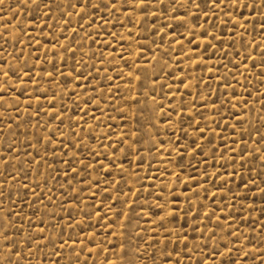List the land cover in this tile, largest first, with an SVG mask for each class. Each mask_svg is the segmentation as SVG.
<instances>
[{"label": "rangeland", "instance_id": "374dc122", "mask_svg": "<svg viewBox=\"0 0 264 264\" xmlns=\"http://www.w3.org/2000/svg\"><path fill=\"white\" fill-rule=\"evenodd\" d=\"M0 264H264V0H3Z\"/></svg>", "mask_w": 264, "mask_h": 264}, {"label": "snow or ice", "instance_id": "6c2138e0", "mask_svg": "<svg viewBox=\"0 0 264 264\" xmlns=\"http://www.w3.org/2000/svg\"><path fill=\"white\" fill-rule=\"evenodd\" d=\"M35 2V0H34ZM213 2H215V0H213ZM0 3H3V0H0ZM193 3H196V0H193ZM197 7H199V4L196 5Z\"/></svg>", "mask_w": 264, "mask_h": 264}]
</instances>
